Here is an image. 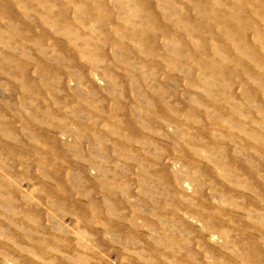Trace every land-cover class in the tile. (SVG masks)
Listing matches in <instances>:
<instances>
[{
    "label": "rangeland",
    "instance_id": "374dc122",
    "mask_svg": "<svg viewBox=\"0 0 264 264\" xmlns=\"http://www.w3.org/2000/svg\"><path fill=\"white\" fill-rule=\"evenodd\" d=\"M0 264H264V0H0Z\"/></svg>",
    "mask_w": 264,
    "mask_h": 264
}]
</instances>
